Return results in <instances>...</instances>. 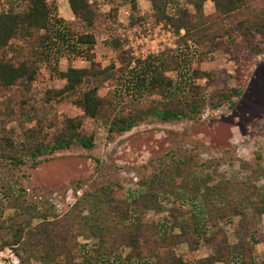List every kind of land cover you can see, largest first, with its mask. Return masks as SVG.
<instances>
[{
  "label": "trees",
  "instance_id": "1",
  "mask_svg": "<svg viewBox=\"0 0 264 264\" xmlns=\"http://www.w3.org/2000/svg\"><path fill=\"white\" fill-rule=\"evenodd\" d=\"M146 1L150 11L144 16L137 14L136 0L121 3L128 5L133 25L145 20L170 25L179 37L178 44L184 46L182 52L188 51L190 41L194 53L208 56L227 51L236 38H241L253 55L261 52L264 0H210L214 5L210 15L204 13L206 0H186V4L177 0ZM13 4L12 10L0 11V113L4 122L22 117L35 127L24 130L22 139L17 141L13 131L0 126V245L14 247L23 264H85L75 261L82 247L79 238L97 240L95 259L101 264H192L185 260V255L177 254L176 248L185 245L188 255H192L198 250L201 237L213 252L193 264H228L233 258L232 264H258L254 247L264 245V238L252 235L246 239L240 232L247 225L244 212L248 207L256 215H264V184H257L263 175L260 162L255 167L244 163L242 177L208 185L197 172L194 158L172 156L160 160L154 173L142 177L138 190L129 192L114 180L94 185L61 216L31 201L28 187L15 174L24 167L36 168L43 158L57 152L91 150L95 135L85 128V118L108 122L111 135L128 132L147 119L179 122L194 119L206 107L217 110L223 105L233 106L245 88L246 71L237 73L233 88L206 95L196 86L178 85L166 76L182 68V52L167 49L132 65V59L123 50L124 42L116 34L118 5L112 2L108 12L101 13L96 0H68L73 17L70 24L58 17L53 0ZM180 30L184 35L180 36ZM43 34L42 44L66 43L64 48L74 54L72 58H85L90 63L86 68L69 66L65 71H56L65 85L46 91L37 105L32 102L31 89L43 53L40 57L37 49L24 48L22 55H17L12 46L19 38H25V43L32 40L41 44ZM98 34L109 37L110 48L116 54V61L104 67L86 54L95 45ZM10 53L13 55L8 56ZM193 74L195 78L207 79L210 73ZM114 83L121 86L112 97L98 96L100 87ZM123 92L128 95L127 101ZM69 95L77 96L74 103L82 114L57 118L51 110L53 97L62 99ZM255 133L264 136V122L258 123ZM170 189L187 192L198 200L200 211L195 219L203 227L202 236H194L178 221L177 213H172L174 221L169 229L161 230L157 223H144L143 216L155 209L162 192ZM6 210L11 211L7 218ZM234 218L241 219V223L231 243L219 222L233 224ZM34 219L39 222L32 226ZM120 248L128 249V253L122 256Z\"/></svg>",
  "mask_w": 264,
  "mask_h": 264
},
{
  "label": "rangeland",
  "instance_id": "2",
  "mask_svg": "<svg viewBox=\"0 0 264 264\" xmlns=\"http://www.w3.org/2000/svg\"><path fill=\"white\" fill-rule=\"evenodd\" d=\"M22 1L0 0V11L12 10L15 5L13 3L20 6ZM53 1L58 17L64 19L68 24L72 23L73 17L69 10L68 0ZM96 1L99 3L101 13L108 12L111 2L118 5L115 23L117 35H119L118 29L125 25L133 27L135 25L144 26L147 23L151 25L166 24L163 21L155 23L145 20L133 25L129 18V7L121 3L122 0ZM177 3L186 4V0H177ZM136 5V12L139 16L149 13L150 4L146 0H136ZM169 11L173 12V7ZM213 12V3L206 0L204 3L205 15H210ZM170 28L173 30L171 26ZM119 38L121 39L120 35ZM43 39L44 34L41 36V44H39L32 40L25 43V38H19L18 43L12 46V49L18 52L17 55H22L24 48L37 49L40 57V53H43L31 89L32 102L37 105L42 101L46 91L49 89L59 90L65 85L66 81L60 79L56 71H65L69 66L86 68L90 63L85 58H72L74 54L64 48L66 43L48 42L46 44L44 42L45 44H42ZM178 40L179 38L176 40L177 43ZM261 47V52L253 55L244 46L242 39L236 38L235 43L228 45L227 51H220L208 56H201L190 50L184 51L182 52V68L166 74L175 84L185 86L189 83L198 87L200 92L210 95L227 87L233 88L236 85L237 73L245 70L247 82L242 94L235 99L233 106L223 105L217 110L206 107L194 119H185L179 122L164 123L147 119L128 132L111 135L108 132V122L105 124L99 119L85 118V128L88 132L93 131L95 135L94 146L91 150L74 148L57 152L43 158L36 168L24 167L16 170V178L21 179L25 187H28L27 194L31 201L37 202L44 209L51 208V211H54L58 216L71 208L84 191H90L94 185L100 183L104 184L114 180L129 192L138 190L140 179L154 173L160 160H169L172 156L177 155L194 158L197 172L208 185L242 177L246 170L244 163H250L255 167L256 163L260 162L263 175L257 180V184H264V136L255 133L258 123L264 122V42ZM123 50L127 52L133 62L135 58L131 55L130 50H125V43ZM62 52H65V55H62ZM86 54L91 61L100 63L103 67L116 61V54L112 52L109 45V37L104 34L96 35L95 45ZM10 55L13 53L8 54V56ZM240 60L246 61V63L241 64ZM193 71L210 73L209 78H195ZM120 86L118 83H114L100 87L97 94L105 99L112 97L115 89ZM123 90L125 91L124 87ZM123 95L127 101V93L123 92ZM76 97V95H69L62 99L57 96L53 97L52 113L57 118L81 115V110L74 103ZM154 98L159 97L154 96ZM3 116L0 113V126L4 125L5 130L13 131L17 141L22 139L24 130L35 127L33 123L27 122L26 118L19 117L16 121L4 122ZM45 131L47 130L45 129ZM258 156L260 160H258ZM24 176L29 178L26 179ZM12 186L14 185L12 184ZM197 201L187 192L180 193L170 189L162 192L158 206L148 211L143 216V221L147 224L157 223L161 230H165L169 229L174 221L172 213H177L178 221L185 225L194 236L198 237L200 234L202 236L203 227L195 219V215L198 216L200 211V204ZM10 212V210H6L4 217L7 218L11 214ZM51 217L53 218V216ZM244 221L247 225L245 229L241 230L240 236L246 239L252 235L264 238V215L258 216L248 207L244 212ZM38 222V219H34L32 226ZM219 223L227 233L229 241L233 243L241 219L234 218L233 224L221 221ZM178 231L179 228H176L175 232ZM96 241L94 238L78 239L82 247L80 256L75 258L77 263L101 264L99 260L95 259ZM176 252L185 255V260L193 264L194 260L211 254L213 248L200 237L198 250L192 255H188V248L185 245L178 246ZM119 253L125 256L128 249L120 248ZM254 256L258 264H264L263 243L255 245ZM233 261L234 258L228 264H232ZM33 264L41 263L35 261Z\"/></svg>",
  "mask_w": 264,
  "mask_h": 264
},
{
  "label": "built area",
  "instance_id": "3",
  "mask_svg": "<svg viewBox=\"0 0 264 264\" xmlns=\"http://www.w3.org/2000/svg\"><path fill=\"white\" fill-rule=\"evenodd\" d=\"M122 41L125 43V50H130L131 55L135 58L144 60L147 56H158L165 50L169 49L174 52L181 53L184 46L177 43L179 38L169 25L159 23L151 25L149 23L144 26L135 25L129 27L125 25L118 29ZM184 35V31L180 30V36ZM188 50L193 51L194 46L190 41L187 43ZM78 194H80L78 192ZM0 264H22L17 256L14 247L0 246Z\"/></svg>",
  "mask_w": 264,
  "mask_h": 264
},
{
  "label": "crops",
  "instance_id": "4",
  "mask_svg": "<svg viewBox=\"0 0 264 264\" xmlns=\"http://www.w3.org/2000/svg\"><path fill=\"white\" fill-rule=\"evenodd\" d=\"M70 10V9H69ZM72 15V14H71Z\"/></svg>",
  "mask_w": 264,
  "mask_h": 264
}]
</instances>
